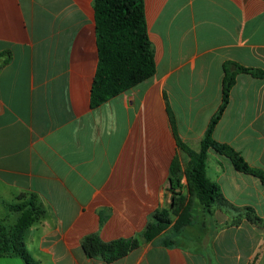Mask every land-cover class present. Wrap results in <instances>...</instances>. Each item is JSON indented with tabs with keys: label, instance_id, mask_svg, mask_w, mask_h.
<instances>
[{
	"label": "crops",
	"instance_id": "0c3cea01",
	"mask_svg": "<svg viewBox=\"0 0 264 264\" xmlns=\"http://www.w3.org/2000/svg\"><path fill=\"white\" fill-rule=\"evenodd\" d=\"M93 2L0 0V203L37 197L45 215L24 240L37 264H107L89 258L83 240L137 238L172 208L170 167L190 162L177 137L200 150L222 103L225 63L264 73V0H144L156 74L92 108ZM214 139L264 170V78L237 76ZM207 176L264 220L258 178L214 152ZM197 202L180 234L142 240L113 264H264V224H235L219 209L209 216Z\"/></svg>",
	"mask_w": 264,
	"mask_h": 264
},
{
	"label": "trees",
	"instance_id": "16d2710c",
	"mask_svg": "<svg viewBox=\"0 0 264 264\" xmlns=\"http://www.w3.org/2000/svg\"><path fill=\"white\" fill-rule=\"evenodd\" d=\"M93 7L99 63L91 91V107L98 108L153 78L156 62L148 35L144 0H94ZM224 71L222 103L210 121L200 150H193L177 137L179 148L188 155L190 162L183 170L180 160L175 158L170 167L172 208L157 211L144 232L134 239L104 243L97 235L87 236L82 242V248L89 258L113 264L138 249L142 240L151 242L168 229L174 235L180 234L192 222L193 199L201 204L209 216L219 209L233 214L235 224L246 219L259 227L263 226L264 220L254 208H240L232 204L225 198L221 188L207 176L209 152H214L228 159L236 171L258 178L264 186V170L251 167L231 146L214 139V131L229 105L237 76L249 74L255 78H264V73L231 62L225 63ZM172 126L175 129L173 119ZM183 176L187 180L186 188L182 184ZM184 188L187 190L186 195L183 194ZM3 205L11 214L19 215V218L13 226L7 223L8 220H0V259L19 258L25 264H37L26 250L24 240L30 228L45 215L43 207L33 194L19 195L16 202ZM175 217L177 220L173 223ZM171 243L170 239L164 241L166 246Z\"/></svg>",
	"mask_w": 264,
	"mask_h": 264
},
{
	"label": "rangeland",
	"instance_id": "374dc122",
	"mask_svg": "<svg viewBox=\"0 0 264 264\" xmlns=\"http://www.w3.org/2000/svg\"><path fill=\"white\" fill-rule=\"evenodd\" d=\"M228 214H231V213H228ZM18 218H19V215L11 214L6 208V206L0 203V220H4V221L8 220L7 223L13 226L15 223H17Z\"/></svg>",
	"mask_w": 264,
	"mask_h": 264
}]
</instances>
